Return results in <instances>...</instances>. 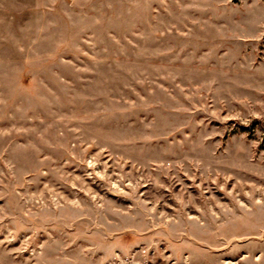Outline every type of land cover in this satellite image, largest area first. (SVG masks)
Wrapping results in <instances>:
<instances>
[{"label": "rangeland", "instance_id": "374dc122", "mask_svg": "<svg viewBox=\"0 0 264 264\" xmlns=\"http://www.w3.org/2000/svg\"><path fill=\"white\" fill-rule=\"evenodd\" d=\"M0 264H264V0H0Z\"/></svg>", "mask_w": 264, "mask_h": 264}]
</instances>
